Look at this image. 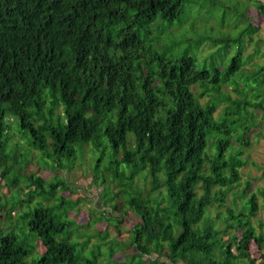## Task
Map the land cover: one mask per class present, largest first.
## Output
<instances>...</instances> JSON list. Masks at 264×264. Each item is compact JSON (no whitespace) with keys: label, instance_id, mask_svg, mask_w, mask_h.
I'll list each match as a JSON object with an SVG mask.
<instances>
[{"label":"trees","instance_id":"1","mask_svg":"<svg viewBox=\"0 0 264 264\" xmlns=\"http://www.w3.org/2000/svg\"><path fill=\"white\" fill-rule=\"evenodd\" d=\"M207 1L0 0V264L264 262V161L244 157L252 130L264 139V40L247 17L264 3L205 17ZM248 165L260 174L243 180ZM74 168L109 207L86 228L61 195ZM126 212L124 243L95 228L118 232Z\"/></svg>","mask_w":264,"mask_h":264},{"label":"rangeland","instance_id":"2","mask_svg":"<svg viewBox=\"0 0 264 264\" xmlns=\"http://www.w3.org/2000/svg\"><path fill=\"white\" fill-rule=\"evenodd\" d=\"M217 2H209L207 1L205 5V17L209 14L210 16L214 17L216 15H220L223 12V7L220 2V0H216ZM261 2L264 3V0H260ZM247 17L250 19L251 24L259 27V32L258 36H260L264 40V15H260L256 13L254 10H250L247 14ZM228 18V16H227ZM216 21V20H215ZM218 24V22L216 21ZM252 52V46L250 47L248 45L247 52L250 53ZM219 59L217 58V61ZM233 97H236L237 95L232 93L231 94ZM221 111V108H218V111L216 113V117L219 115ZM259 119V116H257V120ZM12 134H16L17 136L22 137V134L19 132L18 126L16 124L13 125L11 129ZM257 131L252 130L249 134V141H250V146H248L245 149V156L247 157V160L249 163L255 162L258 165H262L264 161V139L263 138H256L255 134ZM24 141V140H23ZM18 151L16 153H19L22 155V158L20 162H23L25 160V156L27 154V149L25 148L24 145H19L17 146ZM37 153V152H36ZM39 162L41 164H44V161H47L44 159H40V155L37 153ZM66 162V161H64ZM26 170L28 172H32L34 170V165H27ZM30 173L26 172V175ZM55 170H49V169H41L39 171L40 177L44 180H49L53 176H55ZM260 172L257 171L255 168L252 166L248 165L244 169H242V179L246 180L247 178H255L256 176H259ZM58 176H65L68 182H70V185L72 184V188H75V191L72 193L69 191L63 192L61 195L64 196L66 199H73L75 197H79L81 200H79L78 206L76 209L73 211H70L68 213L69 218L74 219L76 223L81 227V228H86L87 224L89 221L93 222L94 219L98 216L101 215V217L104 216V211H108L109 207L106 206L103 203L102 200V194H104V191L101 186H94V185H89L90 184V176L83 172L82 170H77V169H72L68 172L63 170H59ZM137 184L139 185L140 189L143 188V184L141 181L137 180ZM261 186L263 187V182L261 180L253 182V186ZM71 187V186H70ZM147 187V186H145ZM115 190V189H113ZM116 191V190H115ZM12 193L11 188H9L5 182L0 178V195L3 194V197L5 196L6 198L9 197V194ZM0 199H3L2 197ZM260 201V200H259ZM34 204V202L32 203ZM112 204V202H111ZM121 205V203H120ZM69 208V207H67ZM127 214L124 215V221L122 223L121 228L117 232L114 227L108 226L107 223L103 220L101 222L96 223L95 228L99 229L101 232L104 230H108V238L110 240H117L119 243H124L129 235H130V230L133 228V226L138 222V218L135 217L131 212H126ZM16 215V214H15ZM13 218L12 224L14 225V219ZM76 215V217H75ZM116 216L117 214H113ZM122 215L118 213V216L120 217ZM113 216V217H114ZM112 217V218H113ZM257 220H260L261 222L264 223V210H261L257 216ZM0 222L2 223H8V221L5 219V215L1 212L0 213ZM18 227H23V224L21 221L17 223ZM17 228V227H16ZM90 229H92L90 227ZM83 230H79V233H82ZM95 242V240H91L90 245L88 246V249L91 247V245ZM36 252L42 253V247L37 243L36 244ZM251 251L256 253L258 251V248L256 245H251ZM262 251H264V247L261 248ZM135 253L133 249L125 250L124 253L118 254L116 257L121 256V259L125 257V255H131ZM261 253V252H260ZM145 261V259H143ZM260 263V262H259ZM264 264V262L262 263Z\"/></svg>","mask_w":264,"mask_h":264}]
</instances>
